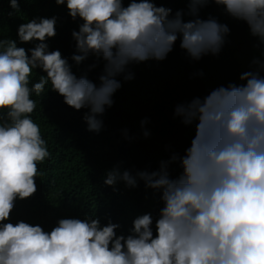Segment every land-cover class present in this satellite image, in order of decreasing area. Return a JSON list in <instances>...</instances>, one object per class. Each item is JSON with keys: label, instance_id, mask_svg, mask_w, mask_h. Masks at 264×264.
I'll use <instances>...</instances> for the list:
<instances>
[{"label": "clouds", "instance_id": "clouds-1", "mask_svg": "<svg viewBox=\"0 0 264 264\" xmlns=\"http://www.w3.org/2000/svg\"><path fill=\"white\" fill-rule=\"evenodd\" d=\"M186 9L173 13L155 0H55L82 23L71 35L77 65L90 55L103 61L98 83L77 77L59 50L46 41L56 36L57 17H36L18 26L17 40H0V264H264V60L254 58L253 70L203 98L178 104L175 116L195 123L190 146L172 154L158 170L133 176L118 167L104 183L123 181L160 193L155 220L149 214L133 220L131 234L117 235L120 225H101L93 216L61 218L50 231L20 220L10 222L17 199L37 191L38 165L51 157L40 126L31 114L32 93L51 90L80 111L90 132L99 133L103 116L114 104L121 81L132 79L129 66L162 61L179 40L192 60L217 55L230 29L216 18L202 19L210 3L222 6L244 22L251 36L264 45V0H185ZM19 10L18 0H9ZM11 16L12 13H9ZM187 17V19H186ZM90 67H95L92 65ZM33 69L39 81L30 84ZM144 123V122H142ZM145 136L148 132L144 133ZM179 164L172 177L169 166Z\"/></svg>", "mask_w": 264, "mask_h": 264}, {"label": "trees", "instance_id": "trees-1", "mask_svg": "<svg viewBox=\"0 0 264 264\" xmlns=\"http://www.w3.org/2000/svg\"><path fill=\"white\" fill-rule=\"evenodd\" d=\"M18 2L19 10H13L9 0H0V40L14 39L18 47L30 49L38 42L21 44L18 26L32 18L55 16L56 36L46 41L49 51L59 50L77 77L87 76L98 83L102 60L93 55L79 65L72 60L79 53L71 33L79 30L82 21L73 20L66 6H58L55 0ZM155 3L171 8L173 13L187 7L185 0ZM200 17H214L228 25L230 32L219 54L192 60L178 40L166 59L131 64L132 79L118 77L122 86L113 96L114 104L98 117L104 125L99 133L88 131L83 119L86 109L77 111L66 105L63 97L51 90V82L42 95L32 93L37 106L31 117L40 126L51 157L38 165L42 174L36 179L37 191L28 199H17L10 222L23 220L50 231L61 218L93 216L102 226L109 221L120 225L117 235L127 236L133 220L150 213L155 235V220L163 206L160 193L146 188L143 181L136 187H128L123 181L108 186L104 183L107 172L118 167L135 176L139 171L158 170L160 162L174 153L182 156L195 134V123L185 125L175 116L176 106L203 98L217 87L245 83L239 77L254 69L253 59L264 60V45L222 6L210 3ZM40 75L46 73L33 69L29 87L39 81ZM169 171L172 177L178 176V162L170 164Z\"/></svg>", "mask_w": 264, "mask_h": 264}]
</instances>
